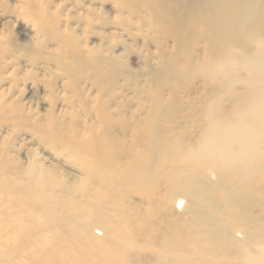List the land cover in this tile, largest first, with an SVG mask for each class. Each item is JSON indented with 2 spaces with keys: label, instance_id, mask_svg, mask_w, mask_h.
Masks as SVG:
<instances>
[{
  "label": "bare ground",
  "instance_id": "bare-ground-1",
  "mask_svg": "<svg viewBox=\"0 0 264 264\" xmlns=\"http://www.w3.org/2000/svg\"><path fill=\"white\" fill-rule=\"evenodd\" d=\"M17 3L0 264H264V0Z\"/></svg>",
  "mask_w": 264,
  "mask_h": 264
},
{
  "label": "rangeland",
  "instance_id": "rangeland-1",
  "mask_svg": "<svg viewBox=\"0 0 264 264\" xmlns=\"http://www.w3.org/2000/svg\"><path fill=\"white\" fill-rule=\"evenodd\" d=\"M0 3H3L9 7L16 6L18 4L17 0H0ZM104 5L108 6V4H104ZM11 15L4 13L3 9L0 7V21H8L11 23V29H10L11 36L15 37L17 42H18V40L19 41L20 40L21 41L26 40V39H23L21 36H22V34H25V33H28V34L33 33L32 23L27 19L15 18L14 15L13 16H11ZM93 40H94V42H97V38H93ZM47 46L52 47V44H50V45L47 44ZM133 58H135V57H133ZM136 66H137V64H134L132 67L136 68ZM4 86H6V84H4ZM47 152L49 155H51L50 151H47ZM49 162H51V161H49ZM64 169L69 171L67 168H64Z\"/></svg>",
  "mask_w": 264,
  "mask_h": 264
}]
</instances>
